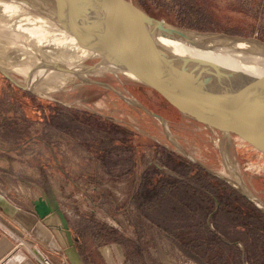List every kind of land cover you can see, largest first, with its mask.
I'll return each instance as SVG.
<instances>
[{"label": "rangeland", "instance_id": "obj_1", "mask_svg": "<svg viewBox=\"0 0 264 264\" xmlns=\"http://www.w3.org/2000/svg\"><path fill=\"white\" fill-rule=\"evenodd\" d=\"M131 1L147 2L150 15L178 26L264 40V0ZM13 3L0 0V65L13 79L30 83L25 70L38 59L90 65ZM44 69L52 75L36 88L19 87L0 70V172L11 192L42 196L73 241L104 245L119 264H226L229 254L216 243L205 255L195 248L211 240L217 224L250 242L248 232H238V216L214 220L217 206L192 189L198 166L207 173L201 186L221 180L257 208V200L264 204V164L233 134L184 116L152 88L120 75L91 69L83 79ZM228 251V264H250L242 242ZM95 257L88 264H106Z\"/></svg>", "mask_w": 264, "mask_h": 264}, {"label": "water", "instance_id": "obj_2", "mask_svg": "<svg viewBox=\"0 0 264 264\" xmlns=\"http://www.w3.org/2000/svg\"><path fill=\"white\" fill-rule=\"evenodd\" d=\"M15 1L37 18L44 17V24L55 35L67 33L69 47L90 61L86 68L111 72L152 88L184 116L233 134L264 164V40L178 26L150 15L131 0ZM184 47L224 50L237 63L249 65V73L242 74L235 83L227 82L218 92L220 81L229 76L227 70L211 59H196L207 67L201 70L188 60L178 61L174 53ZM211 69L222 74L218 80L211 77ZM0 70L17 86L28 88L27 82L18 83L1 65ZM234 85L242 88V93L230 96ZM185 155L195 160L188 152ZM34 202L40 217L55 210L42 196ZM60 228L72 242L68 225Z\"/></svg>", "mask_w": 264, "mask_h": 264}, {"label": "crops", "instance_id": "obj_3", "mask_svg": "<svg viewBox=\"0 0 264 264\" xmlns=\"http://www.w3.org/2000/svg\"><path fill=\"white\" fill-rule=\"evenodd\" d=\"M5 176L0 172V264H88L89 255L119 264L115 253L104 254V245L94 242L87 249L78 237L71 242L55 223L54 212L40 217L35 210L37 197L21 189L11 192Z\"/></svg>", "mask_w": 264, "mask_h": 264}, {"label": "trees", "instance_id": "obj_4", "mask_svg": "<svg viewBox=\"0 0 264 264\" xmlns=\"http://www.w3.org/2000/svg\"><path fill=\"white\" fill-rule=\"evenodd\" d=\"M140 5L145 11H150V6L147 2H141ZM195 167L197 172L191 179L192 181H196L199 189L184 184V186H187L185 189L190 190L192 188L197 194V197L202 201L207 204L213 203V206H217V209L212 213L214 220L223 213L238 216V219H234L236 220L235 223L238 221V223L242 224L240 230L238 229V232L243 234L246 231L250 235V242H247L245 238L242 237L237 241V237H230L233 234L230 230L226 229V226L221 227L217 224L215 230H210L206 225L205 229L208 231L210 230L209 234L212 238L211 240H198L195 244V248L198 249L202 255H205L210 249L214 248V244L216 243L219 248L228 252L229 255L226 256L227 259L225 261V263L228 264V262L232 261L230 256L231 253L228 250L233 248L234 244L242 242L246 250V260H248L250 264H264V213L248 201L236 188L228 185L224 181L216 180L214 183L210 182V187L201 186L203 183L201 177L203 174L207 175V173L202 168H199L198 166ZM178 187H180V184ZM162 191H165L164 187L162 188ZM231 199L236 201V206L229 204ZM210 214L209 211H206L205 213L206 216H209ZM221 256H223V254Z\"/></svg>", "mask_w": 264, "mask_h": 264}, {"label": "bare ground", "instance_id": "obj_5", "mask_svg": "<svg viewBox=\"0 0 264 264\" xmlns=\"http://www.w3.org/2000/svg\"><path fill=\"white\" fill-rule=\"evenodd\" d=\"M11 1L14 2L13 4H16L18 6H21V7L25 6L24 4L17 2L15 0H11ZM46 4L47 5H45V6L49 8L48 2H46ZM50 10H54V8H52V9L50 8ZM38 19L40 22H43V23L45 22L44 17H42V16L38 17ZM32 32H34V31H32ZM55 37L59 42L65 44L66 46L69 47V45L66 42L67 40H69V36L67 33H62V37H60L58 35L57 36L55 35ZM174 55H176L178 61H184V60L187 61L188 60L187 62L190 63L193 67H196V69H198V70H201L202 68L203 69L207 68L206 65H204L202 63V61H196V59H198V58L200 60L201 59H211V60H215L218 63H220L222 65V67L227 70V73H228L227 75H229V76L226 78H223L222 81H220L219 86H218V90H217L218 92H222V87L227 85V82L234 81V83H235L237 78L242 76V74L249 73L248 71L250 69V66L246 65L245 63H242V62L237 63L235 60H233V57L228 56L224 52V50H218V49L203 50V49H198L195 47H184V48H177L176 53H174ZM79 56L83 59V56H81V55H79ZM58 66H63L65 68L72 70L73 72L81 73V75H84L87 70L88 71L91 70V69H88L89 67L86 68L84 65H81V64L80 65L79 64L69 65V64L62 63V62H58V61H48V60L38 59V61L31 63L27 67V69L25 70V77L28 78L29 75L32 76V80H30V83H28V87L36 88L39 85V81L43 77H47L49 75H52V73H50V70L44 69L45 67L46 68L50 67V69L56 68V69L62 70V67H58ZM51 67H54V68H51ZM34 70H36V71H34ZM33 71H34V73H33ZM211 71L214 72L213 73V72L209 71L211 73V77H214V80H218V78H220L219 76L222 75L221 73H217L216 71H214V69H211ZM32 73H33V75H32ZM252 75H254V74H249L248 76H252ZM249 78H252V77H249ZM83 79H84V77H83ZM219 80H221V79H219ZM38 90L41 91V87H39ZM250 92L255 94L256 90L251 88ZM240 93H242V88L234 85L233 89L229 92V95L233 96V95L240 94ZM233 183L235 185L238 184L237 182H233ZM256 202L259 203L260 205H263V203H261L259 200H257Z\"/></svg>", "mask_w": 264, "mask_h": 264}]
</instances>
